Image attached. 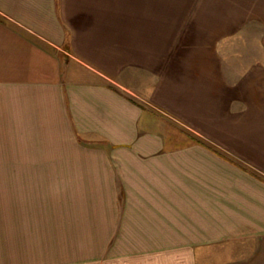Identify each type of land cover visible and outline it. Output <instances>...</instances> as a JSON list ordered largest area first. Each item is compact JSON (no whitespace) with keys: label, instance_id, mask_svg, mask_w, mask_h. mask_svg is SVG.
<instances>
[{"label":"crops","instance_id":"1","mask_svg":"<svg viewBox=\"0 0 264 264\" xmlns=\"http://www.w3.org/2000/svg\"><path fill=\"white\" fill-rule=\"evenodd\" d=\"M154 4L0 0L3 247L57 226L83 264H264V0Z\"/></svg>","mask_w":264,"mask_h":264},{"label":"rangeland","instance_id":"2","mask_svg":"<svg viewBox=\"0 0 264 264\" xmlns=\"http://www.w3.org/2000/svg\"><path fill=\"white\" fill-rule=\"evenodd\" d=\"M152 1L154 8V2L158 0ZM238 4L239 0H177L180 12H238ZM168 9H170L169 6ZM23 163L26 164V162ZM16 167L14 162H0V169L14 170ZM15 181L14 176H0L1 188L5 187L14 191L11 186L15 184ZM12 219H15V215ZM66 237L67 235L62 234L61 230L58 231L56 226L54 232L41 233L39 240H36L32 246H26L25 242L24 249L20 252L16 249L14 242H5L3 247V241L2 243L0 241V264H65V261L72 259L78 260L74 264H83V255L79 251L81 242H72ZM71 242L74 243V247H70ZM17 254L21 256L18 257ZM209 259L212 258H200L199 264H205Z\"/></svg>","mask_w":264,"mask_h":264}]
</instances>
